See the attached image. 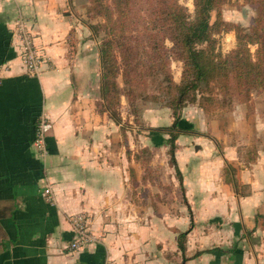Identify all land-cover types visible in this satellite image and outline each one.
Listing matches in <instances>:
<instances>
[{"label": "crops", "instance_id": "crops-1", "mask_svg": "<svg viewBox=\"0 0 264 264\" xmlns=\"http://www.w3.org/2000/svg\"><path fill=\"white\" fill-rule=\"evenodd\" d=\"M77 8L75 0H0V264H114L131 248L148 264H264V121L243 104L215 117L186 106L174 154L181 207L139 208L130 171L139 180L143 170L128 151L123 113L118 121L101 106L98 41L77 37L88 25ZM18 22L42 57L37 75L24 65ZM40 116L52 124L44 153ZM243 133L257 152L241 164ZM76 216L95 240L72 249Z\"/></svg>", "mask_w": 264, "mask_h": 264}, {"label": "trees", "instance_id": "trees-1", "mask_svg": "<svg viewBox=\"0 0 264 264\" xmlns=\"http://www.w3.org/2000/svg\"><path fill=\"white\" fill-rule=\"evenodd\" d=\"M92 1L91 9L95 14L106 17L107 25H117L121 29L116 41L106 39L100 46L102 101L106 109L118 102L115 79L119 74L130 86L126 92L129 100L134 97L133 91L140 80L162 75L166 85H161L160 89L163 88L172 102H177V108L187 95L202 90L201 84L208 96L213 87L218 86L224 97L219 101L215 97L203 96V101L198 104L206 110L231 109L236 102L249 100L252 88L264 90V0H246L257 10L247 31L222 20L218 11L224 0H193L192 17L179 0ZM130 25H133L132 29H139L134 44L125 35ZM113 28L110 32L115 35ZM229 30L236 34V47L222 54L216 48L218 39L215 34ZM165 40L172 42L170 49L166 48ZM251 44L257 46L254 52L250 50ZM114 51L119 54L120 63ZM170 59L183 62L179 83L172 80ZM177 124L176 118L171 127ZM169 135L173 156L176 133L170 131Z\"/></svg>", "mask_w": 264, "mask_h": 264}, {"label": "rangeland", "instance_id": "rangeland-1", "mask_svg": "<svg viewBox=\"0 0 264 264\" xmlns=\"http://www.w3.org/2000/svg\"><path fill=\"white\" fill-rule=\"evenodd\" d=\"M75 3L78 6L77 9L80 11L78 15L81 17L83 22L88 24L82 25L84 30L79 31L77 37L82 40L87 39L88 35L89 37L96 36L99 50L104 40L110 39L112 41H116V39L120 36L119 33H121L120 27L117 25H107L106 17L101 16V14L98 13L95 14V10L91 9L93 5L92 0H75ZM179 3L186 8L187 13L190 17H192L194 14L193 0H179ZM218 14H220L225 23L240 26L247 31L253 18L257 15V10L254 6L246 2V0H224ZM213 15L215 16V14ZM123 26L126 25H122L121 27ZM130 27V29L125 30V35L126 39L134 44L137 43L138 36L135 35L136 33L138 34L139 29H132L133 25H130ZM88 28H90V30ZM112 28L116 31L115 35L110 32L112 31ZM229 32H231V38H226L224 41V38L228 37L225 33ZM215 37L218 39L216 48L222 54H226L231 49L236 47V34L233 30L217 33L215 34ZM223 42H229V44L224 45ZM165 46L167 49H170L172 42L165 40ZM249 46L251 52H254L257 47L255 44H251ZM114 54L120 63L119 54L116 51H114ZM178 62H180V64ZM100 64L102 66V63ZM169 69L172 80L179 83L183 72V62L179 59H170ZM174 76H177L179 81H175ZM115 83L119 94L118 102L112 106L109 111L111 112L112 117L118 121L121 120L120 113L122 112L124 125L128 126L127 130L130 140L128 151L130 154H133L136 162H138L139 166L143 170V177H140L139 180H137L136 176H133L130 171V187L132 189L130 190L131 201L145 211L147 209H152V204L159 201L161 203L160 209L162 212L176 213L181 207L180 203L183 202L182 199H184V190L179 184V172L176 169V161L174 158L176 149L179 146L178 143H176L175 137L172 156L170 151L171 146L169 143V133L170 131H173L177 134L187 129L182 127L179 123L181 121L180 119H182V116L185 114L184 111L186 106L191 104L197 105L204 110L206 115L215 117V115L220 116V114L222 115L225 112L231 111L236 105L243 104L245 106L244 108L249 111L251 118L254 120L264 121L263 89L252 88L250 90L251 95L249 100L236 102L232 105L231 109L212 108L206 110L198 104L203 101L202 97L207 95L204 93L205 86H203V84H201L200 87L202 90H197L194 95H191V93L187 95L183 98L181 106L177 108V102H172V98L166 94L164 90H162L163 88L160 89L161 85H166L162 75L147 77L145 81L140 80L139 85L133 91L134 97L132 100H129L126 95L130 86L124 83L121 74L116 77ZM120 84H122V86H120ZM207 89L209 90V88ZM136 93L138 95H136ZM122 95L126 98V104H123V106L120 103ZM206 97H215L220 99L219 101L224 98L218 86H214L212 93ZM100 103L102 107L105 105L102 100ZM124 105H126L127 108H125ZM176 118L178 119V124L175 127H171ZM156 121L161 124L153 125ZM143 126L145 128H142ZM136 127H138V129ZM142 132H144L146 136L145 141L142 142L140 138L137 141V133L140 134ZM260 132L264 133V128H262ZM242 140L243 143L241 144L238 152L241 157V164H244L247 162V159H254V156L252 157L253 151L256 153L257 149H255L256 143L252 142V139L246 140L245 133L242 134ZM180 145L183 146V143ZM135 188H137V190H135ZM85 224L88 229L89 226L86 218ZM184 241L185 239L181 237V247L178 243L180 250H182V243ZM132 250L133 249L131 248L128 252H126L128 260L127 258H124L120 263L114 262V264H148L151 261V259L133 253ZM167 258H171V255H168Z\"/></svg>", "mask_w": 264, "mask_h": 264}, {"label": "built area", "instance_id": "built-area-1", "mask_svg": "<svg viewBox=\"0 0 264 264\" xmlns=\"http://www.w3.org/2000/svg\"><path fill=\"white\" fill-rule=\"evenodd\" d=\"M16 33L18 34L23 47V62L29 74L37 75L42 64V57L36 49L34 40L30 31L25 27L22 22L16 25ZM52 124L45 116H40L36 124V143L41 151L44 153L45 138L48 131L51 129ZM45 193L48 199L52 198V193L48 187L45 188ZM74 230L77 235L76 241L70 246L76 249L81 245L94 241V236L87 230L84 216H76L73 219Z\"/></svg>", "mask_w": 264, "mask_h": 264}]
</instances>
